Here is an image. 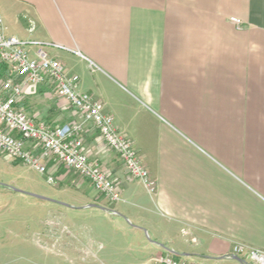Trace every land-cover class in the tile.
I'll return each instance as SVG.
<instances>
[{"label":"crops","instance_id":"crops-1","mask_svg":"<svg viewBox=\"0 0 264 264\" xmlns=\"http://www.w3.org/2000/svg\"><path fill=\"white\" fill-rule=\"evenodd\" d=\"M0 15L8 35L68 48L44 46L113 116L156 180L149 193L84 124L83 150L120 190L116 202L82 192L80 213L100 218L95 227L105 220L129 232V257L149 264L159 255L242 262L235 241L264 250V0H0ZM10 73L0 63V92ZM21 84L17 105L28 116L81 120L51 81ZM118 93L143 102V130ZM112 246L103 255L120 262Z\"/></svg>","mask_w":264,"mask_h":264},{"label":"built area","instance_id":"built-area-1","mask_svg":"<svg viewBox=\"0 0 264 264\" xmlns=\"http://www.w3.org/2000/svg\"><path fill=\"white\" fill-rule=\"evenodd\" d=\"M230 20L240 27L236 17ZM32 29V26L29 30ZM53 47L68 49L57 43ZM28 45H34V50ZM0 61L5 63L11 76L5 78L0 92V156L28 165L40 173L47 172L49 162L61 163L89 180L93 188L112 202L120 200V190L112 177L83 150L79 133L83 125L91 123L100 133L106 145L118 156L127 173L143 183L149 193H155L156 180L151 176L133 142L115 126L114 118L104 111L102 103L91 94L78 88L75 76L69 75L64 65L51 57L38 41H26L5 33L0 15ZM14 76L21 78L15 79ZM31 88L51 81L57 94L79 113L81 120L62 125H51L45 120L34 119L17 103L22 94L21 81ZM38 150L36 153L35 151ZM53 182L52 175L47 176ZM232 253L243 264H264V250L235 241ZM159 264H194L178 260L170 255L155 258Z\"/></svg>","mask_w":264,"mask_h":264},{"label":"rangeland","instance_id":"rangeland-1","mask_svg":"<svg viewBox=\"0 0 264 264\" xmlns=\"http://www.w3.org/2000/svg\"><path fill=\"white\" fill-rule=\"evenodd\" d=\"M40 43L44 48L54 42ZM115 96L130 109L126 115L134 118L143 130L146 115L143 102L130 94ZM65 114L56 112L54 122L44 119L57 124L65 120ZM123 135L133 142L127 134ZM138 154L143 161V156ZM47 170L42 174L19 161L0 156V264H149L142 257H129L133 252L129 232L104 220V228H99L101 233L95 227L100 224V218L80 213L79 205L85 197L81 194L90 189L96 196L112 201L96 191L89 180L61 163L49 162ZM49 174L53 182L47 181ZM75 210L79 211L75 213ZM113 244L117 246L116 253L124 256L120 262L119 259L109 261L103 255ZM248 262L252 264L250 259Z\"/></svg>","mask_w":264,"mask_h":264},{"label":"water","instance_id":"water-1","mask_svg":"<svg viewBox=\"0 0 264 264\" xmlns=\"http://www.w3.org/2000/svg\"><path fill=\"white\" fill-rule=\"evenodd\" d=\"M234 258H235L236 260H239V261H240V258H239L238 256H234Z\"/></svg>","mask_w":264,"mask_h":264},{"label":"trees","instance_id":"trees-1","mask_svg":"<svg viewBox=\"0 0 264 264\" xmlns=\"http://www.w3.org/2000/svg\"><path fill=\"white\" fill-rule=\"evenodd\" d=\"M18 105H19V103H18Z\"/></svg>","mask_w":264,"mask_h":264}]
</instances>
